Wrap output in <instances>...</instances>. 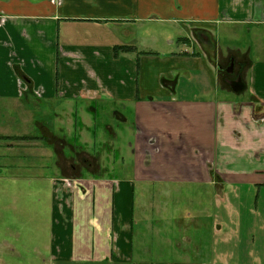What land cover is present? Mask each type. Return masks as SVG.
I'll use <instances>...</instances> for the list:
<instances>
[{
    "label": "crops",
    "instance_id": "0c3cea01",
    "mask_svg": "<svg viewBox=\"0 0 264 264\" xmlns=\"http://www.w3.org/2000/svg\"><path fill=\"white\" fill-rule=\"evenodd\" d=\"M110 112L133 135L131 180L96 167ZM171 184L226 199L160 258L159 227L172 244L183 224L150 198ZM16 186L47 197L41 264H264V0H0V187Z\"/></svg>",
    "mask_w": 264,
    "mask_h": 264
},
{
    "label": "rangeland",
    "instance_id": "374dc122",
    "mask_svg": "<svg viewBox=\"0 0 264 264\" xmlns=\"http://www.w3.org/2000/svg\"><path fill=\"white\" fill-rule=\"evenodd\" d=\"M220 41V47L226 53L229 44L223 38ZM139 45L141 46V52H159L176 48L169 47L166 42H162L161 40H158L155 44L153 38H142V42L139 40ZM221 96H224V94H221ZM121 112L132 122V112L129 108L127 111ZM100 120L101 117H99ZM104 120L116 131L119 137L109 140L108 135L107 138L104 137L101 139V142L96 143V149L104 140H107L109 144L98 154L100 158L95 160L96 167L102 164L101 158L104 156L105 166L108 167V174L106 173L104 178L123 181L131 180L133 178L134 165L131 159L134 153L129 144L133 141V135L128 132L127 134L122 133V128H124L125 124L120 123L113 117L112 112L105 113ZM128 124L132 127L130 122ZM124 157L126 166H122ZM92 178L98 179V177ZM164 186L166 187L153 186V189L156 191H153L151 196H155L154 198L151 197L150 200L170 201L168 212L172 217H176L183 224V227L182 229H176L174 226L172 229H169L173 237L172 244L163 239L166 237V235L164 236L165 228L159 227V237L156 239V242L154 240L152 247H154L155 243V247L159 248L156 249L154 247V250L159 253L160 258L166 252L176 253V242L183 243L181 241L182 236L187 237L189 235L196 238L198 234H207V228L211 227V219H201L200 217L208 216V208L211 211L210 206L213 201L220 199L221 196L226 199L224 189L214 192L213 188L209 185L191 186V188L185 187V185L173 184ZM37 188V186H33L30 189L22 190V187L16 186L13 191H3L0 187V264H41L42 257L38 255V252L50 247V227L45 224V218L50 219L49 214L46 215L48 206L47 197L44 191H36L35 189ZM140 188L141 184L136 185L134 194L138 207L141 199L147 201V199L140 197ZM258 191L259 188H254L252 192L247 193L251 195L252 201L256 200L255 195ZM247 199L248 197L246 196L243 200L247 201ZM174 202H178V204L174 205L175 208H172ZM237 209L239 208L236 207L235 210ZM142 213V210L139 213V210L136 209V217H139ZM145 213L148 215L150 213L151 215V210L147 209ZM229 217L230 214L226 217L221 216L222 220H226L225 222L230 219ZM187 221L192 222L189 225ZM222 234L224 235L225 233L222 232ZM171 258L174 259L173 256Z\"/></svg>",
    "mask_w": 264,
    "mask_h": 264
},
{
    "label": "trees",
    "instance_id": "16d2710c",
    "mask_svg": "<svg viewBox=\"0 0 264 264\" xmlns=\"http://www.w3.org/2000/svg\"><path fill=\"white\" fill-rule=\"evenodd\" d=\"M115 48V53H116V55H117V53H118V51L119 50H126V48L125 47H118V46H116V47H114ZM128 50V49H127Z\"/></svg>",
    "mask_w": 264,
    "mask_h": 264
},
{
    "label": "water",
    "instance_id": "95a60500",
    "mask_svg": "<svg viewBox=\"0 0 264 264\" xmlns=\"http://www.w3.org/2000/svg\"><path fill=\"white\" fill-rule=\"evenodd\" d=\"M238 85V84H237Z\"/></svg>",
    "mask_w": 264,
    "mask_h": 264
}]
</instances>
